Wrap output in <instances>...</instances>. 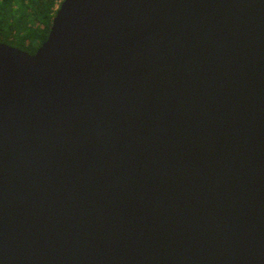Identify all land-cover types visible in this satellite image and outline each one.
Here are the masks:
<instances>
[{
    "label": "water",
    "instance_id": "1",
    "mask_svg": "<svg viewBox=\"0 0 264 264\" xmlns=\"http://www.w3.org/2000/svg\"><path fill=\"white\" fill-rule=\"evenodd\" d=\"M0 264H264V0H62L0 43Z\"/></svg>",
    "mask_w": 264,
    "mask_h": 264
},
{
    "label": "trees",
    "instance_id": "2",
    "mask_svg": "<svg viewBox=\"0 0 264 264\" xmlns=\"http://www.w3.org/2000/svg\"><path fill=\"white\" fill-rule=\"evenodd\" d=\"M62 0H0V43L29 54L47 40Z\"/></svg>",
    "mask_w": 264,
    "mask_h": 264
}]
</instances>
